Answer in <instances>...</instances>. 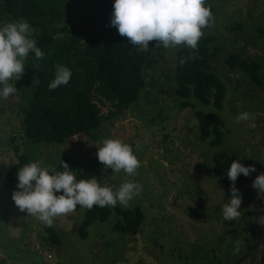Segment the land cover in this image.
<instances>
[{"label": "rangeland", "instance_id": "obj_1", "mask_svg": "<svg viewBox=\"0 0 264 264\" xmlns=\"http://www.w3.org/2000/svg\"><path fill=\"white\" fill-rule=\"evenodd\" d=\"M205 6L213 9L214 20L211 28L202 29L201 38L212 39L211 47L222 49L214 61L228 89L222 110L196 98L188 100L192 103L188 108L180 105L182 99L166 76L186 46L166 49L161 45L163 57L158 56V63L148 69L147 87L139 100L120 119L103 124L98 137L81 147L44 142L28 147L17 106L23 95L13 83L17 92L0 99V259L8 257L6 264H215L219 248L235 246L228 241L230 229L247 230L252 221L247 214L252 210L251 183L264 173V0H207ZM9 22L2 21L0 27ZM232 55L259 64L262 85L240 68L228 70L225 60ZM196 112L222 117L229 130L222 145L212 146L210 139L201 138ZM243 112L250 114L249 120L237 122ZM105 139L131 146L140 162L135 176L114 173L98 161L97 151ZM218 153L235 155L242 165L256 169L239 191L240 216L234 221H225L221 213L231 192L214 173ZM23 154L25 165L39 162L49 172L61 156L90 160L87 164L98 183L114 192L127 180L141 185L142 192L127 207L115 206L142 209L145 220L140 234L132 237L114 230V213L108 221L93 224L83 239L79 230L85 211L80 208L54 218L50 227L62 243L52 244L47 240L50 227L15 206L12 194L18 190V180L11 186L6 183L4 168Z\"/></svg>", "mask_w": 264, "mask_h": 264}, {"label": "trees", "instance_id": "obj_2", "mask_svg": "<svg viewBox=\"0 0 264 264\" xmlns=\"http://www.w3.org/2000/svg\"><path fill=\"white\" fill-rule=\"evenodd\" d=\"M207 1V0H206ZM115 0H0V26L2 21H25L34 30L33 39L44 53L37 60L29 53L24 61L25 71L20 80H11L23 95L18 103V114L23 115V133L28 147L38 143L69 144L81 147L85 141L98 137L103 124L117 121L128 112L146 89L148 69L163 57L162 47L149 43L143 50L132 48L126 37H121L110 25ZM212 12L211 28L214 20ZM212 39L200 38L197 49L184 48L179 51L175 67L169 72L167 81L172 79L173 90L183 108L192 105L188 100L196 98L205 105L222 110L227 98V86L217 73L215 60L221 47H211ZM228 70L240 68L247 72L254 83L262 85L256 62L232 55L225 60ZM70 69L69 83L50 91L49 83L55 78L56 66ZM170 81V80H169ZM155 85V84H154ZM164 93H168L166 90ZM203 140L210 139L212 146L223 144L229 130L219 114L195 113ZM16 152L18 148L16 147ZM235 155L218 153L214 156V173L223 180L226 188L232 182L227 173ZM62 161L74 172L77 182L96 178L90 160L71 159L61 156L49 174L63 171ZM88 163V164H87ZM26 155L19 156L18 162L4 168L7 186L18 179L17 171L25 166ZM98 181V179H97ZM247 177L241 174L235 182L239 191L245 189ZM62 193H59V195ZM264 205V199H262ZM81 207L77 206L76 209ZM84 209V208H83ZM264 215V206H260ZM85 213L80 226V236L86 239L89 228L96 222H106L115 213L114 230L135 237L141 232L145 215L140 207L121 209L111 206H93ZM247 214L254 215L250 209ZM49 240L59 246L62 239L54 228H48ZM246 234V231H244ZM257 231H255V234ZM250 249V246L248 247ZM246 253L243 250L236 258ZM4 254H6L4 252ZM8 257L0 259L6 264ZM235 258V259H236ZM234 260L231 259L227 264ZM259 264H264V254Z\"/></svg>", "mask_w": 264, "mask_h": 264}, {"label": "clouds", "instance_id": "obj_3", "mask_svg": "<svg viewBox=\"0 0 264 264\" xmlns=\"http://www.w3.org/2000/svg\"><path fill=\"white\" fill-rule=\"evenodd\" d=\"M206 0H115L110 25L121 37H126L132 48L147 50L149 42L155 47L166 49L186 46L193 51L203 35L202 29L210 26L212 12L205 6ZM34 30L25 21L9 22L0 27V99L6 100L17 89L9 81L20 80L24 74V61L29 53L40 60L44 53L32 38ZM71 71L57 65L55 78L49 83V90L67 85ZM250 114L243 112L237 122L247 121ZM98 161L114 173L123 171L127 176L136 175L140 162L131 146L119 139H105L97 151ZM63 171L49 174L39 162L20 168L16 177L17 189L12 194L15 206L27 216H33L47 226L53 225L57 216L67 215L77 206L91 210L93 206L115 207L117 203L127 207L129 201L142 192V186L131 180L122 183L117 191L101 186L96 178L77 182L74 172L62 161ZM256 169L245 167L240 160H233L227 173L232 182L231 199L224 204L221 213L225 221H234L240 216L242 197L235 187L238 177H248ZM252 187L258 191V198L264 199V173L258 175ZM57 193H62L57 195ZM264 226V215L259 219Z\"/></svg>", "mask_w": 264, "mask_h": 264}, {"label": "flooded vegetation", "instance_id": "obj_4", "mask_svg": "<svg viewBox=\"0 0 264 264\" xmlns=\"http://www.w3.org/2000/svg\"><path fill=\"white\" fill-rule=\"evenodd\" d=\"M260 174L261 173H258V175H260ZM256 177L253 178V181L256 179ZM251 184H253V183H251ZM260 212H261V210H260ZM262 228H263V242H264V226H262ZM231 229H230V233H229V234H231L230 235L231 237L228 241H229V244L234 242L235 246H233V248H230L228 245L229 248H227L226 245L222 242V244L225 246L222 249L219 248V250H221L220 251L221 254H219V256L218 255L216 256L217 260H216L215 264H227L228 261L233 259V258H234V260L232 262H230V264H236V262H238L240 259L246 257L249 253L251 254L250 257H251L252 261L255 262L258 258V254H259V249L258 250H255V249L258 247L259 242H260V234H259L260 232H259L258 226L256 225L255 217H254V222L247 224L246 234L244 233L245 229H243L242 232H239V231L236 232V231H234V228H231ZM255 231H257L256 234H255ZM226 242H227V239H226ZM249 246H250V249H248ZM243 250H246V253L237 259L236 257ZM263 254H264V249H263V252L261 255V260H262ZM249 258L246 259L242 264H250ZM260 261L258 262V264L260 263Z\"/></svg>", "mask_w": 264, "mask_h": 264}, {"label": "water", "instance_id": "obj_5", "mask_svg": "<svg viewBox=\"0 0 264 264\" xmlns=\"http://www.w3.org/2000/svg\"><path fill=\"white\" fill-rule=\"evenodd\" d=\"M253 183V182H252ZM252 210H253V214H254V217H255V222H256V225L258 226L259 228V234H260V242H259V245L258 247L255 249V250H258L259 249V254H258V258L255 262L252 261L251 257H250V253L240 259L238 262H236V264H242L246 259H248L249 257V261H250V264H258V262L261 260V255H262V252H263V249H264V242H263V228L262 226L260 225L259 223V219L261 217V212H260V199L258 198V191L252 187Z\"/></svg>", "mask_w": 264, "mask_h": 264}]
</instances>
